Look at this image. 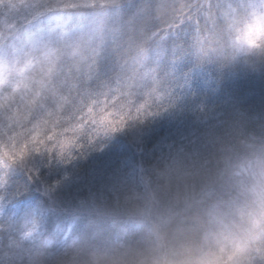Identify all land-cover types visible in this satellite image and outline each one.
<instances>
[{
	"label": "clouds",
	"instance_id": "clouds-1",
	"mask_svg": "<svg viewBox=\"0 0 264 264\" xmlns=\"http://www.w3.org/2000/svg\"><path fill=\"white\" fill-rule=\"evenodd\" d=\"M0 264H264V0H0Z\"/></svg>",
	"mask_w": 264,
	"mask_h": 264
}]
</instances>
